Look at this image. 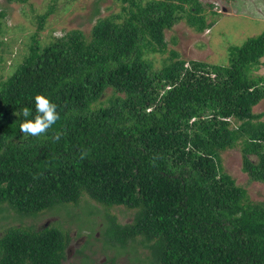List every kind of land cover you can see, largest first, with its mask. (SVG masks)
<instances>
[{"label":"trees","instance_id":"trees-1","mask_svg":"<svg viewBox=\"0 0 264 264\" xmlns=\"http://www.w3.org/2000/svg\"><path fill=\"white\" fill-rule=\"evenodd\" d=\"M119 1L120 12L97 18L89 39L72 30L34 45L0 82V203L35 215L86 194L135 210L129 223L108 217L103 239L119 251L139 237L150 264H264V203L250 201L218 157L240 142L242 171L264 182V112H252L264 97V77L253 74L264 30L233 47L227 65L171 51L153 70L146 55L164 51L165 29L183 19L198 32L208 27L202 6ZM107 88L118 95L92 108ZM37 93L57 105L59 120L26 136L20 113L35 115ZM230 118L240 123L230 127ZM68 241L53 226L7 227L0 264H62Z\"/></svg>","mask_w":264,"mask_h":264},{"label":"rangeland","instance_id":"rangeland-1","mask_svg":"<svg viewBox=\"0 0 264 264\" xmlns=\"http://www.w3.org/2000/svg\"><path fill=\"white\" fill-rule=\"evenodd\" d=\"M198 1L208 27L198 32L183 19L165 29L164 51L146 55L153 70L171 61V51L186 62L227 65L233 47H239L248 37L264 30V0ZM120 10L119 0H0V82L13 74L29 54L30 47H43L72 30H80L89 39L97 18ZM45 13L47 16L40 26V16ZM253 74L264 77V57ZM116 95L112 88H107L92 108L108 105ZM252 112H264V97L252 106ZM227 120L230 127L240 123L233 118ZM260 121L264 122V115ZM218 157L221 170L245 188L249 200L264 203V182L250 180L241 169V143L218 150ZM134 213V209L123 205L104 206L86 194L76 204H58L35 215L20 214L7 203H0V236L11 226L35 230L53 226L69 237L62 264H110L112 259L116 264H150L149 251L139 237L119 251L103 239L108 217L125 224L132 221Z\"/></svg>","mask_w":264,"mask_h":264},{"label":"clouds","instance_id":"clouds-1","mask_svg":"<svg viewBox=\"0 0 264 264\" xmlns=\"http://www.w3.org/2000/svg\"><path fill=\"white\" fill-rule=\"evenodd\" d=\"M35 115L25 107L21 110V116L24 119L20 123V132L26 136L38 137L46 134L50 128L59 120L57 105L50 98L42 93L34 96ZM32 117V118H29ZM60 133H57L54 139H59ZM86 153L81 154V159L85 158Z\"/></svg>","mask_w":264,"mask_h":264},{"label":"flooded vegetation","instance_id":"flooded-vegetation-1","mask_svg":"<svg viewBox=\"0 0 264 264\" xmlns=\"http://www.w3.org/2000/svg\"><path fill=\"white\" fill-rule=\"evenodd\" d=\"M80 250V249H79ZM80 252V251H79Z\"/></svg>","mask_w":264,"mask_h":264}]
</instances>
